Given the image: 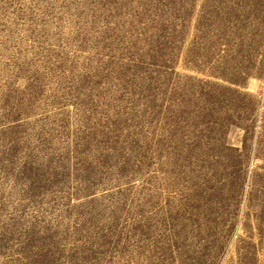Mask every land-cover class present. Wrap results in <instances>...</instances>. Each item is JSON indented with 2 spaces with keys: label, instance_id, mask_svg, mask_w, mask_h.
I'll list each match as a JSON object with an SVG mask.
<instances>
[{
  "label": "rangeland",
  "instance_id": "374dc122",
  "mask_svg": "<svg viewBox=\"0 0 264 264\" xmlns=\"http://www.w3.org/2000/svg\"><path fill=\"white\" fill-rule=\"evenodd\" d=\"M0 264H264V0H0Z\"/></svg>",
  "mask_w": 264,
  "mask_h": 264
}]
</instances>
